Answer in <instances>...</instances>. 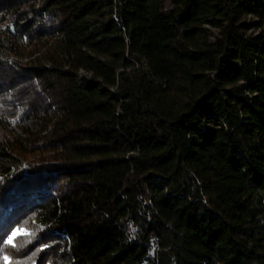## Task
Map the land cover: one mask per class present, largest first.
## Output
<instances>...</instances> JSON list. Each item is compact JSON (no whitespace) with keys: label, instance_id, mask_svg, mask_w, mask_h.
Returning a JSON list of instances; mask_svg holds the SVG:
<instances>
[{"label":"trees","instance_id":"16d2710c","mask_svg":"<svg viewBox=\"0 0 264 264\" xmlns=\"http://www.w3.org/2000/svg\"><path fill=\"white\" fill-rule=\"evenodd\" d=\"M3 255L264 264V0H0Z\"/></svg>","mask_w":264,"mask_h":264},{"label":"snow or ice","instance_id":"6c2138e0","mask_svg":"<svg viewBox=\"0 0 264 264\" xmlns=\"http://www.w3.org/2000/svg\"><path fill=\"white\" fill-rule=\"evenodd\" d=\"M22 231H23V230H22V229H19V228L15 229L14 231H12L11 235H9V236L7 237V239L4 240L3 242H4L5 244H9V245H12L13 247H15L13 241L15 240L17 234L20 233V232H22ZM25 234H27V233H25ZM3 259H4V261L6 262V264H8L9 257H8L7 255H5V256L3 257Z\"/></svg>","mask_w":264,"mask_h":264},{"label":"rangeland","instance_id":"374dc122","mask_svg":"<svg viewBox=\"0 0 264 264\" xmlns=\"http://www.w3.org/2000/svg\"><path fill=\"white\" fill-rule=\"evenodd\" d=\"M14 230H15V229H14ZM14 230H13V231H14ZM20 233H22V232H20ZM20 233H18V234H20ZM18 234H17V235H18ZM4 256H5V255H3V257H4Z\"/></svg>","mask_w":264,"mask_h":264}]
</instances>
